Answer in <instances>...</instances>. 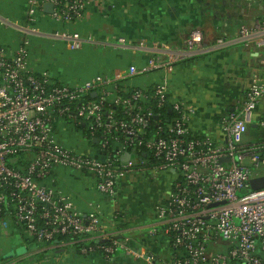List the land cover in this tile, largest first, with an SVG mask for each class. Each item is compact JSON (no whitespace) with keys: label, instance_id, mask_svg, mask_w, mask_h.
Listing matches in <instances>:
<instances>
[{"label":"built area","instance_id":"obj_1","mask_svg":"<svg viewBox=\"0 0 264 264\" xmlns=\"http://www.w3.org/2000/svg\"><path fill=\"white\" fill-rule=\"evenodd\" d=\"M106 1L28 0L29 22L42 16L64 26L51 38L76 50L84 42L79 26L87 10ZM47 3L53 5L51 14L44 11ZM2 22L22 34L46 35L30 25ZM235 43L264 48V17L209 47L200 32L180 49L119 38L118 47L143 53L146 62L82 84L35 71L29 38L17 48L0 43V228L8 229L14 220L43 248L61 236L88 237L96 245L80 255L100 250L109 260L124 251L147 264H264V188L251 186L254 178L264 176V141L245 139L264 100V78L255 76L245 100L223 118L226 141L221 145L191 131L187 106L171 98L166 82L132 84L150 74L169 75L179 62ZM70 123L84 132L89 150L95 147L100 157L60 142L61 125ZM127 153L131 159L124 161ZM56 167L92 175L98 191L109 197L134 173H169L173 180L167 199L157 207L160 227L150 233L167 236L172 254L158 258L135 250L129 238L108 231L96 209L87 216L78 213L68 195L46 183Z\"/></svg>","mask_w":264,"mask_h":264},{"label":"crops","instance_id":"obj_2","mask_svg":"<svg viewBox=\"0 0 264 264\" xmlns=\"http://www.w3.org/2000/svg\"><path fill=\"white\" fill-rule=\"evenodd\" d=\"M27 2L0 0V20L9 19L16 25L29 26ZM263 17L264 0H110L87 10L85 20L79 26L84 42L77 50L71 49L65 41L55 42L56 39L51 38L55 30L64 29V26L50 18L44 19L45 30L39 28L45 36L22 34L14 27H6L4 32H0V43L17 48L25 38H29L30 63L35 71L48 72L53 78L68 84H82L96 76L113 75L146 62L147 57L143 53L118 47L119 38L148 45L168 44L173 49H180L185 47L193 33L200 32L204 36V46L209 47L218 39L235 37L242 26L254 27ZM15 31L20 33L17 38L12 37ZM37 37L53 40L52 48L44 51ZM101 46L106 49L111 46L114 50L111 56H93V52L100 53ZM41 52L45 59L41 58ZM255 76L264 78V48L235 43L179 62L169 75L150 74L134 79L132 84L148 86L158 81L166 82L171 98L182 100L187 106L191 131L221 145L226 141L221 122L245 100ZM262 123L264 100L257 107L246 141H264ZM85 153L100 157L96 148ZM134 181L133 175L120 181L116 195L109 197L98 191L92 175L56 167L46 183L68 195L77 212L83 216L96 209L108 231L129 238L135 250L167 258L172 254L167 236L162 233L152 236L150 233L153 228L160 227L157 207L167 199L166 181L158 185L152 204L148 206L118 204L116 196ZM20 234L12 221L8 229L0 228V262L7 259L1 264H147L124 251H119L110 260L98 252L83 256L71 251L36 259L39 253L52 247L37 246L27 234L25 237ZM16 242H21L26 251L10 260L7 257L14 253Z\"/></svg>","mask_w":264,"mask_h":264},{"label":"rangeland","instance_id":"obj_3","mask_svg":"<svg viewBox=\"0 0 264 264\" xmlns=\"http://www.w3.org/2000/svg\"><path fill=\"white\" fill-rule=\"evenodd\" d=\"M14 21V20H13ZM45 25L44 23V18L42 16H38L36 18V21L34 23H31L30 26L35 27V28H41L42 30H45ZM7 26L0 20V32H4L3 28H6ZM21 33V32H20ZM19 32L15 31V33H12V37L16 38L20 35ZM32 37V36H30ZM36 39V37L34 38ZM37 39L40 41L42 44V49L44 51L50 50L52 48V41L50 40H44L39 37ZM55 42L59 40H54ZM49 42V43H48ZM62 42V41H60ZM77 50V49H76ZM114 50L112 49L111 46H108L106 49L104 46L100 47V53H95L93 52V56H103L105 54H108V56H111V53ZM41 58L45 59V54L41 52ZM61 64V63H60ZM64 80H61L62 83ZM59 140L62 142L63 145L71 147V148H76L77 150L83 151V152H90V143L85 139V135L83 131L78 132L76 129V126L72 123L70 124H62L61 125V132L58 133ZM95 148L91 149V151H94ZM134 178L136 181L132 182L127 185V188L118 194L116 196V202L118 204L123 203V204H128L132 205L135 207H144L152 204L153 197L155 196L156 193V188L158 185L161 184V181L165 180L166 181V187L167 191L170 190V184L172 182L171 175L169 173H159L155 174L154 171H146V172H137L133 174ZM119 191V190H118ZM4 261L2 260L0 262L3 263Z\"/></svg>","mask_w":264,"mask_h":264},{"label":"trees","instance_id":"obj_4","mask_svg":"<svg viewBox=\"0 0 264 264\" xmlns=\"http://www.w3.org/2000/svg\"><path fill=\"white\" fill-rule=\"evenodd\" d=\"M167 114H170V112L167 111ZM83 126L84 125H82V124L80 125V127H83ZM95 139H97V138H95ZM95 139L93 138L92 142L94 144H97V143H95ZM112 150H114V146H112V148H110V151H112ZM110 151H108V153H110ZM12 222L14 224H16L14 220H12ZM16 225L19 228V232H21L20 235H23L25 237L26 236L25 228L21 225H18V224H16ZM32 241H33V243H35V245L38 246V243L36 240L32 239ZM25 242H28V244L31 243L30 240H28V239H25ZM57 244H59L60 246H55ZM95 245H96V242L92 241L88 237H82L81 238V237H72V236H61V237L57 238V240L54 242V245L51 246L52 248H50L46 251H43L42 253H39L38 256L36 257V259L48 258L52 255L60 254L63 252H70V251L75 252L77 254H80L81 250L83 248H86V247L89 248V247L95 246ZM24 251H26V248L25 249L22 248V243L19 242V244H18V242H16V244L14 245V253L11 256H8L7 258L11 260L12 258L20 255ZM96 252L103 254L104 257L106 258V255L102 251L97 250ZM6 260H3V261L5 262ZM12 260H14V259H12ZM8 264H11V263H8ZM16 264H19V263L16 262Z\"/></svg>","mask_w":264,"mask_h":264},{"label":"water","instance_id":"obj_5","mask_svg":"<svg viewBox=\"0 0 264 264\" xmlns=\"http://www.w3.org/2000/svg\"><path fill=\"white\" fill-rule=\"evenodd\" d=\"M44 11L47 14H51L53 12V5L51 3L45 4ZM98 142H99V140L96 139L95 143H98ZM130 159H131V154L130 153H127V154H125L123 156V160L124 161H129ZM251 186H252L253 190H258V189L264 188V176L263 177H259V178H254L251 181Z\"/></svg>","mask_w":264,"mask_h":264}]
</instances>
